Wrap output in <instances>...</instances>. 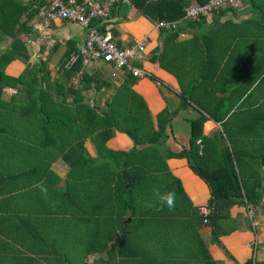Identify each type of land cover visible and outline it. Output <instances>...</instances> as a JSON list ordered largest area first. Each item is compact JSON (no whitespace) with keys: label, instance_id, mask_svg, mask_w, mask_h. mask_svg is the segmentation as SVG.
<instances>
[{"label":"crops","instance_id":"obj_1","mask_svg":"<svg viewBox=\"0 0 264 264\" xmlns=\"http://www.w3.org/2000/svg\"><path fill=\"white\" fill-rule=\"evenodd\" d=\"M109 20L120 47L145 42L134 63L145 76L132 77L130 90L151 126L141 128L136 144L113 130L104 147L122 156L99 152L91 140L97 118L81 105L95 115L106 112L125 74L110 77L108 66L94 62L69 75L73 64L67 67V60L84 30L32 18L31 32L18 36L28 58L10 61L3 74L16 78L26 65L39 69L37 76L46 80L37 89H46V117L53 121L43 125L22 82L0 89V264L264 261L260 249L252 258L251 247L254 234L264 230V0H240L169 30L157 29L131 6L124 19ZM166 32L175 37L165 42ZM10 41L0 42V53ZM82 73L97 80L85 82ZM163 112L167 123L157 135L156 116ZM198 119L204 120L201 129L191 131ZM191 132L208 166L228 167L249 194V201L216 206L214 224L207 185L177 156L189 150ZM140 169L144 173L133 172ZM138 176L144 187L132 191L134 206L118 207L117 190ZM155 189L175 192L172 210L154 197ZM202 206L208 209L205 224Z\"/></svg>","mask_w":264,"mask_h":264},{"label":"trees","instance_id":"obj_2","mask_svg":"<svg viewBox=\"0 0 264 264\" xmlns=\"http://www.w3.org/2000/svg\"><path fill=\"white\" fill-rule=\"evenodd\" d=\"M205 1L207 0H131L130 5H113L109 17L112 15H120L121 18L124 19L129 6H131L137 11L138 15L150 23L155 24L161 20L167 22H181L185 7L193 3L202 4ZM43 7H45V4L41 0H32L29 2L23 0H0V42L5 37L10 38L11 40L9 48L0 53V89L7 84L13 85L22 82L23 92L28 93L27 103H32L34 107L33 109L42 115L41 119L43 125H48L53 121L46 117V112H48V110L45 109L44 104L49 101L47 98L48 94L46 89H37V83L39 80H46V77L43 75L37 76V71L40 70L35 68L34 65H26L23 72L16 78H11L3 74V67L10 61L21 58L25 61L28 58L25 43L20 41L18 36L31 32V27L29 25L30 21L32 18L37 17L39 10ZM166 34L167 37L165 42L175 37V33L166 32ZM117 45L120 46L119 43H117ZM80 68H82L80 60H76L69 69L68 74L71 75L72 72L78 71ZM82 79L85 82H94L97 80V77L88 76L82 73ZM132 81V77L128 75L125 76L120 87L116 88L114 95L106 103V112L104 111L102 114L95 115L93 110L81 105L82 110L91 113L97 118L95 128L98 132L91 137V140L99 152H107L113 156H122L123 154L109 152L104 147L106 139L111 136L113 130L125 133L131 138L133 143L136 144L142 141L140 139L142 134L141 128L146 125L151 126L147 110H145L144 107L139 110L136 103L137 101L134 102L136 96L130 90ZM123 98H126L127 102H122ZM27 103L25 102L23 106ZM167 118V112L160 113L156 116L157 127L160 128L157 135L162 133V129L167 123ZM203 121V119L192 121L190 123L191 131L195 127L200 130ZM91 132L93 133V130ZM200 136H202V132H200ZM194 139L195 136L191 132L189 150H183L177 154V156L184 157L189 168L207 185L210 192L207 208H209L210 212L212 211L209 213L210 221L214 224L218 216L215 214L216 206L221 205L228 207L237 199H245V201H249V194L246 189V184L232 173L228 167L222 166L218 168L213 165L209 167L205 159L204 150L202 147L198 148ZM133 172L137 173L143 171L140 169ZM129 180L130 186L127 189H123V184L116 192V196H118V201L120 202L118 207L122 209L132 208L134 206L132 203L134 202L132 191L138 188L142 190L144 187V185H142L141 176H138L137 178H129ZM177 187L178 190L181 191L179 184ZM254 188H256V186H254ZM252 197H250V199H252ZM256 197H258L257 194H255V198ZM120 216L122 218L123 213ZM217 228L219 227L217 226ZM211 234L213 241L218 233L213 229ZM116 242H119L118 239ZM204 256L206 258V251ZM208 262L209 264H215L210 259ZM254 264H264V261L255 262Z\"/></svg>","mask_w":264,"mask_h":264},{"label":"built area","instance_id":"obj_3","mask_svg":"<svg viewBox=\"0 0 264 264\" xmlns=\"http://www.w3.org/2000/svg\"><path fill=\"white\" fill-rule=\"evenodd\" d=\"M45 7L38 16L42 23L47 26L48 22L60 19L74 24L85 32L82 44L75 53L70 54L67 60V67L76 60L82 65L94 62L105 64L109 68L110 77H115L117 71L120 74L131 77H143L134 63L139 61L144 52L145 42L143 40L134 42L126 47L117 45L112 34V23L109 22V13L115 4L130 5L131 0H41ZM240 0H207L202 4H190L184 9L182 19L192 21L210 12L219 10L222 7H236ZM176 21H159L155 23L157 29H173ZM202 216V223L207 222L208 209L204 206L199 208ZM252 228L255 223H251ZM252 258L257 249L264 252V230L254 234L251 242Z\"/></svg>","mask_w":264,"mask_h":264},{"label":"clouds","instance_id":"obj_4","mask_svg":"<svg viewBox=\"0 0 264 264\" xmlns=\"http://www.w3.org/2000/svg\"><path fill=\"white\" fill-rule=\"evenodd\" d=\"M153 195L161 205H166L169 210H172L175 207L176 194L174 191L161 193L159 189H155ZM148 206H151V204L149 203Z\"/></svg>","mask_w":264,"mask_h":264},{"label":"rangeland","instance_id":"obj_5","mask_svg":"<svg viewBox=\"0 0 264 264\" xmlns=\"http://www.w3.org/2000/svg\"><path fill=\"white\" fill-rule=\"evenodd\" d=\"M138 14V13H137Z\"/></svg>","mask_w":264,"mask_h":264}]
</instances>
